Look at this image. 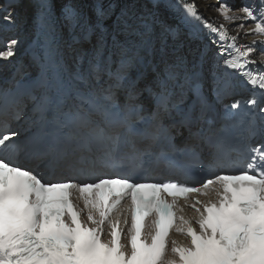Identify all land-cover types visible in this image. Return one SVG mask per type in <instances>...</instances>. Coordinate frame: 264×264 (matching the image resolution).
<instances>
[{
  "label": "snow or ice",
  "instance_id": "obj_1",
  "mask_svg": "<svg viewBox=\"0 0 264 264\" xmlns=\"http://www.w3.org/2000/svg\"><path fill=\"white\" fill-rule=\"evenodd\" d=\"M211 6L217 15L209 19L200 15L196 3L183 4L193 26L199 25L197 35L200 30L207 35L218 60L264 95V0H259V12L247 3L233 9L226 0ZM39 8L43 24L48 0H39ZM66 18L79 24L72 10ZM104 18L98 10L84 33L85 39L94 35L95 43L79 54L80 83L59 97L55 107L40 101L43 120L62 138H38L31 149L11 145L15 160L0 155V264H264V154L253 152L246 168L235 174L199 181L186 170L175 179L134 177L137 169L154 163L149 150L138 147L156 137L148 126H139L147 109L138 102L139 77L130 71L147 51L119 40L127 29L110 32ZM2 20L15 23L11 13ZM248 36L257 39L239 43ZM17 44L12 39L0 50V60L11 59ZM110 47L118 59H112ZM175 79L173 71L164 76L157 72L154 79L149 94L158 120L169 115L168 85ZM182 90L196 100L194 109L182 113L189 128L211 114L226 94L217 83L215 97L209 96L204 77L195 70L184 79ZM16 135L0 133V148H8ZM198 138L205 139L202 134ZM216 147L218 157L227 154L222 141ZM21 156L29 164L36 162L35 167L20 166ZM97 160L120 163L129 174L94 179ZM41 169L52 174L67 170V175L46 180Z\"/></svg>",
  "mask_w": 264,
  "mask_h": 264
},
{
  "label": "bare ground",
  "instance_id": "obj_2",
  "mask_svg": "<svg viewBox=\"0 0 264 264\" xmlns=\"http://www.w3.org/2000/svg\"><path fill=\"white\" fill-rule=\"evenodd\" d=\"M84 0H66L61 5L58 4L56 12L62 33L65 37L64 54L74 59L77 52L90 51L95 43V36L88 44L84 43V33L82 31V19L86 12L90 16L97 18V12L103 11L105 14L104 25L111 32L113 28H126L127 32L118 35V39L122 42L129 40L139 44L147 51V55L141 65L133 66L130 71L134 77L143 80L155 79L157 72L164 76L168 71H173L178 78H185L193 71L200 72L208 83L207 74L208 63L206 59L203 61L201 69H198V54L200 48L206 42L200 44L194 39H190L181 34V29L177 22L178 9L183 1L186 0H102V6L94 9L92 12L87 9L83 3ZM87 1V0H86ZM194 2L199 6V13L205 18L216 16L215 9L211 5L216 0H187ZM58 2V1H57ZM226 2L238 9L242 4H252L259 12V0H226ZM205 5H209L205 7ZM19 11L25 13L24 4L18 8ZM68 10H72L79 18V24L73 23L66 18ZM22 27L26 23L22 20L19 22ZM92 24V21H91ZM251 27V22H249ZM19 29V28H18ZM247 30V29H245ZM25 37L22 35L7 36L9 42L16 39L18 44L15 46V55L18 54V46ZM257 39L254 36L241 37L239 43L248 44L252 40ZM257 49L260 45H255ZM0 46V50H3ZM109 54L118 59V52H114L111 47ZM4 60H0L3 62ZM186 62V63H185ZM3 72L7 70L5 64L1 66ZM150 69H154V73H150ZM162 73V74H161Z\"/></svg>",
  "mask_w": 264,
  "mask_h": 264
},
{
  "label": "rangeland",
  "instance_id": "obj_3",
  "mask_svg": "<svg viewBox=\"0 0 264 264\" xmlns=\"http://www.w3.org/2000/svg\"><path fill=\"white\" fill-rule=\"evenodd\" d=\"M57 1H58L57 4L60 2L59 4H61V5H63L66 2V0H57ZM83 3L86 5L87 9L91 10V12L96 8L99 9L102 6V0H87V1L84 0ZM233 9H235V7ZM215 14L217 15L216 12H215ZM237 14H239V13H237ZM95 20H96L95 17L91 18L92 23H94ZM242 44H245V43H242Z\"/></svg>",
  "mask_w": 264,
  "mask_h": 264
}]
</instances>
